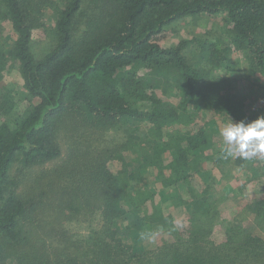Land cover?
<instances>
[{
    "label": "trees",
    "instance_id": "16d2710c",
    "mask_svg": "<svg viewBox=\"0 0 264 264\" xmlns=\"http://www.w3.org/2000/svg\"><path fill=\"white\" fill-rule=\"evenodd\" d=\"M217 17L225 25L217 40L161 45L182 21ZM4 24L12 36L0 39V81L16 73L21 88L0 96V264H264V237L252 231L231 227L222 244L212 241L219 204L212 173L225 171L226 153L216 123L191 128L201 110L226 125L264 116L250 114L225 80H213L242 54L248 78L263 80L256 93L264 108V0H0ZM140 72L153 78L148 90L162 86L157 77L174 78L178 107L149 97ZM136 119L150 139L142 164L131 168L125 155L133 131L120 145L77 150L84 136L101 143L104 132ZM60 134L73 142L67 155ZM242 162L236 157L234 166ZM194 178L208 180L203 193ZM143 180L160 192L138 189ZM247 209L264 228V198ZM74 222L88 233H75ZM162 228L176 239L134 246Z\"/></svg>",
    "mask_w": 264,
    "mask_h": 264
},
{
    "label": "rangeland",
    "instance_id": "374dc122",
    "mask_svg": "<svg viewBox=\"0 0 264 264\" xmlns=\"http://www.w3.org/2000/svg\"><path fill=\"white\" fill-rule=\"evenodd\" d=\"M50 13V12H49ZM52 21L51 18L48 19V22ZM1 26V25H0ZM0 28V39L6 38L8 36H12L11 29L7 26V24H4V28ZM174 32H171L169 30V37L165 40L161 41V45L163 46H175L176 44L182 42V41H189L195 37H199L203 40H210L211 38L213 40H217L219 37L224 34V28L225 25L222 24V21L219 17L213 18L211 20L210 18H200L196 20L192 19H186L182 21L181 23L175 25L172 27ZM39 33V32H38ZM43 34V33H42ZM42 36V35H41ZM43 37V36H42ZM36 41H42L39 36H37ZM44 42L46 40L44 39ZM41 43H37L35 45L36 52L40 53L42 50V46L39 45ZM193 45L189 46L185 50L186 57H188L190 60L194 59L196 56V50L194 51ZM231 58L230 65L226 67H222L218 69L213 76V80L220 79L225 80L227 83L230 84L231 87L235 89V92L242 95L243 100L247 104L248 112L251 114H261L264 112L262 108V104L260 102L259 96L257 95V82L263 81L260 77H258L256 80L254 77L248 78L247 75V64L244 59V56L242 54H234ZM142 75L143 73L140 72ZM140 75V76H141ZM142 75L141 78H144V85L146 86V93L149 97L152 99L162 102L163 106L165 108H176L178 107L179 102L181 101V98H179L181 91H179V87L176 84V81L174 78H169L168 81L166 80H160L163 79L162 77H157L154 79V82H161L162 86L154 87L152 90H148V86L152 83L153 78H145ZM171 79L175 82H170ZM141 81V79L139 78ZM251 84V87H250ZM133 89H135V84H132ZM138 86H141L138 84ZM21 85L19 83V79L17 77V74H11L4 79L0 81V96H2L5 91H20ZM139 88V87H138ZM255 90V91H254ZM136 98H133V101H135ZM36 100H33L32 104H35ZM140 103V102H139ZM137 104V107L139 109H142V111H147V109L150 108V103L147 105L145 104ZM22 108L24 106H27V102L24 101L22 103ZM204 115H197L195 122L191 126V128L196 127H204L207 125L212 124L211 122H214L217 124V126L220 128V130L226 126L225 121L214 114L211 111H205ZM85 128L81 127L79 132L86 131L83 130ZM122 131L111 129L107 132H104V138L103 141L100 142H92L88 144V136H84L81 140H79V144L77 146V150L79 153H91L95 151L96 148L98 150L103 149L102 146L104 145H120L124 142L125 137H127V134L131 131H133V134L135 136V145L133 146V150L131 151V154L126 152L127 159H129V165L131 168H134V166H138L142 164L145 160L148 159L149 156V147H150V139H149V133L147 130V123L145 121H142L140 119L132 120L128 124H122L121 125ZM210 129V128H209ZM128 130L129 132L124 133V131ZM135 131V132H134ZM72 134V133H71ZM66 134H60L59 143L61 144V150L63 154L67 155L72 148V140L67 137ZM218 145L220 146L219 149H225L226 145L224 144L223 139L216 140ZM105 148V147H104ZM71 152V151H70ZM226 153V152H225ZM65 157V156H63ZM241 158L238 156H232L227 155L226 153V159L224 161L225 171L223 170H215L212 174L215 175V184L214 190L212 191V199L219 204H217V208H215L214 215H217V218L215 219L216 226L214 227L213 234H211L212 241L220 245L225 241V231H228L231 227H236L239 229H242L244 231H252L253 234L258 235L260 237H264V228L257 226L256 222L254 221V214L249 213L247 210V206L255 201V200H261L264 198V158L254 157L251 159H244L242 164H240L238 167L234 166V159L235 158ZM19 165L16 164L15 168H13L12 172L15 174ZM52 165H49L48 168H51ZM112 168L116 166V164L111 165ZM118 166V164H117ZM117 169V168H116ZM11 172V175H13ZM151 177L150 181H153L152 177L156 175L157 171L151 170ZM168 175V173L166 172ZM213 175V176H214ZM25 181V180H24ZM208 181V180H207ZM206 180H200L198 178H194L193 180V187H195L198 191L202 192L203 184L202 182H205V186L207 185ZM26 182V181H25ZM20 184V181L19 183ZM157 189L160 188V184L156 183ZM137 188L140 190L147 189L148 191H156L160 192L157 189H154L152 186V182L149 181H141L140 183H137ZM135 185L133 184L131 186V189L134 192L135 190H138ZM185 190L186 188L183 187ZM179 191H183L182 189ZM186 191V190H185ZM203 193V192H202ZM184 197L187 196L186 194H183ZM208 197V196H207ZM168 198V196H167ZM167 200V199H166ZM211 202V201H210ZM181 208V207H180ZM179 207L177 208H171L169 207L166 209L164 213H172V212H180L181 210ZM76 223L74 222V228L75 233H78L80 235L85 234L88 231L83 226H79L76 228ZM77 229V230H76ZM147 237V236H146ZM176 235L173 234L172 231L167 229H159L158 232L153 233L152 235H149L146 239L145 236L141 239V241H138L136 239L133 240L134 246L137 247H153L155 244H162V243H169L171 240H175Z\"/></svg>",
    "mask_w": 264,
    "mask_h": 264
},
{
    "label": "clouds",
    "instance_id": "9594fccd",
    "mask_svg": "<svg viewBox=\"0 0 264 264\" xmlns=\"http://www.w3.org/2000/svg\"><path fill=\"white\" fill-rule=\"evenodd\" d=\"M219 135L226 145L227 155L244 159L264 158V116L249 123H233L229 120Z\"/></svg>",
    "mask_w": 264,
    "mask_h": 264
},
{
    "label": "crops",
    "instance_id": "0c3cea01",
    "mask_svg": "<svg viewBox=\"0 0 264 264\" xmlns=\"http://www.w3.org/2000/svg\"><path fill=\"white\" fill-rule=\"evenodd\" d=\"M262 108H263V105H262ZM263 110H264V108H263Z\"/></svg>",
    "mask_w": 264,
    "mask_h": 264
}]
</instances>
